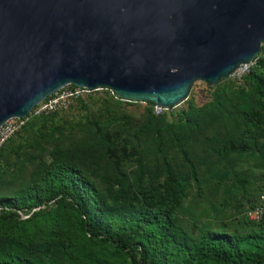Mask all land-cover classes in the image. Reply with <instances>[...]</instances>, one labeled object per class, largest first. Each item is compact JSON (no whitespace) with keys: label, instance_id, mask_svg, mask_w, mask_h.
Segmentation results:
<instances>
[{"label":"trees","instance_id":"1","mask_svg":"<svg viewBox=\"0 0 264 264\" xmlns=\"http://www.w3.org/2000/svg\"><path fill=\"white\" fill-rule=\"evenodd\" d=\"M240 79L248 89L224 86L211 102L183 112L178 123H168L165 113L146 110L134 126V138L148 141L161 158L160 181L155 172L149 177L143 154L134 157L137 174L131 179L108 164L129 158L136 144H129L117 129L93 121L95 157L52 159L20 188L0 194V264H264V217L254 222L244 216L256 226L245 233L203 225L190 234L173 215L179 195L167 161L171 149L182 154L196 181L189 154L193 156V146L200 142L216 158L214 163L224 167L218 173L224 178H237L229 167L233 157L245 154L264 170L263 53ZM99 169L115 175L110 189L103 186ZM263 189L264 181L257 196ZM257 196L247 200V207ZM17 212L27 216L10 217Z\"/></svg>","mask_w":264,"mask_h":264},{"label":"water","instance_id":"2","mask_svg":"<svg viewBox=\"0 0 264 264\" xmlns=\"http://www.w3.org/2000/svg\"><path fill=\"white\" fill-rule=\"evenodd\" d=\"M264 42V0H0V125L60 88L162 108Z\"/></svg>","mask_w":264,"mask_h":264},{"label":"rangeland","instance_id":"3","mask_svg":"<svg viewBox=\"0 0 264 264\" xmlns=\"http://www.w3.org/2000/svg\"><path fill=\"white\" fill-rule=\"evenodd\" d=\"M259 53L264 54L261 45ZM227 85L230 86L231 91L249 88L244 79H235L231 74L214 84L195 81L182 103L164 109L160 113H165L168 123H178L180 118L182 119L183 112H194L211 102L217 92ZM116 99L121 100L110 90L102 88L78 95L65 107L48 113L37 114L35 113L37 105L33 107L26 115L28 117L21 118L22 123L19 128L0 147L2 149L0 194H10L20 188L52 159L95 157L97 154L94 146L91 145L93 121L109 126L111 130L117 129L129 144H136L132 145L133 150L129 158L124 157L119 161L109 160L108 164L118 166L131 179L137 174L134 157L143 154L151 171L149 177L155 172L157 180L160 181L161 158L153 153V147L148 141L140 142L134 138V126L143 121L147 109H151L153 114L160 113H156L153 107L149 108L144 102L128 101L127 103L125 100ZM109 120L113 124H108ZM202 143L193 146V156L189 154L195 167L197 181L193 180L189 164L184 161L181 153L171 149L170 155L167 156L178 185L179 205L173 211L174 217L190 234H196L203 225L215 231L235 233H245L255 229L256 226L247 224L244 219V210L247 207V200L257 196L264 181L262 177L264 170L255 166L251 154H245L242 157L232 158L234 161L229 169L235 171L237 178H224L218 174L219 171L224 170V167L214 163L216 158L201 145ZM98 172L103 186L110 189L115 178L113 172L104 169H99ZM213 173L215 177H211ZM234 179L236 183L232 185ZM239 179H243L244 183H238ZM217 181L221 182L220 186ZM26 216L20 212L10 215L18 220Z\"/></svg>","mask_w":264,"mask_h":264},{"label":"built area","instance_id":"4","mask_svg":"<svg viewBox=\"0 0 264 264\" xmlns=\"http://www.w3.org/2000/svg\"><path fill=\"white\" fill-rule=\"evenodd\" d=\"M261 51H264V43L261 44ZM252 63L253 60L239 64L231 72L232 77L240 79L242 75L248 72L249 66ZM87 91L89 90L73 85L64 86L39 102L35 108V113H48L60 107H65L72 98L86 93ZM152 107L156 113H160L165 109L157 105H153ZM20 120L21 118H10L0 125V146L19 128L22 123ZM244 216L248 221L254 222L260 221L264 217V189L258 194L255 202L245 209Z\"/></svg>","mask_w":264,"mask_h":264}]
</instances>
